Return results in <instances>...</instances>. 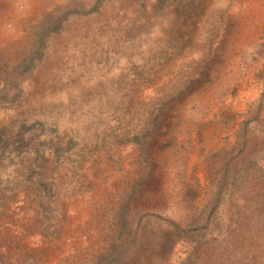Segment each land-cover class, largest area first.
<instances>
[{"label":"rangeland","instance_id":"1","mask_svg":"<svg viewBox=\"0 0 264 264\" xmlns=\"http://www.w3.org/2000/svg\"><path fill=\"white\" fill-rule=\"evenodd\" d=\"M0 264H264V0H0Z\"/></svg>","mask_w":264,"mask_h":264}]
</instances>
